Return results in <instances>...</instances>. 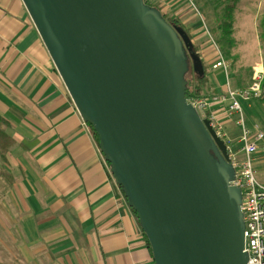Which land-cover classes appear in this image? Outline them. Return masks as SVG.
Masks as SVG:
<instances>
[{
    "label": "water",
    "instance_id": "water-1",
    "mask_svg": "<svg viewBox=\"0 0 264 264\" xmlns=\"http://www.w3.org/2000/svg\"><path fill=\"white\" fill-rule=\"evenodd\" d=\"M21 1L154 264H246L225 144L185 98L187 60L204 74L185 31L144 0Z\"/></svg>",
    "mask_w": 264,
    "mask_h": 264
},
{
    "label": "crops",
    "instance_id": "crops-1",
    "mask_svg": "<svg viewBox=\"0 0 264 264\" xmlns=\"http://www.w3.org/2000/svg\"><path fill=\"white\" fill-rule=\"evenodd\" d=\"M197 52L208 71L207 97L238 90L221 68H213L218 61L213 54ZM225 108L212 105L210 111L236 141L234 118ZM0 116L14 142L2 161L13 175L7 186L23 261L154 264L132 209L21 0H0ZM247 124L254 125L248 119ZM255 164L264 181L257 158Z\"/></svg>",
    "mask_w": 264,
    "mask_h": 264
},
{
    "label": "rangeland",
    "instance_id": "rangeland-1",
    "mask_svg": "<svg viewBox=\"0 0 264 264\" xmlns=\"http://www.w3.org/2000/svg\"><path fill=\"white\" fill-rule=\"evenodd\" d=\"M148 1L156 4L166 17L179 19L194 39L200 53L209 51V56L213 54L218 60L222 57L228 69L224 72L221 68V72L225 74V78H229L231 86L246 88L251 83L255 69L264 67V47L259 37L264 0ZM227 9L231 11V29L229 35H222L217 25L222 23ZM204 97L207 94L200 98ZM245 117L264 130V97L249 103L245 109ZM229 131L232 134L233 130ZM261 144L263 146L256 158L258 173L264 179V141ZM226 163L231 173L229 163ZM12 176L5 172L0 157V264H28L17 251V211L7 186Z\"/></svg>",
    "mask_w": 264,
    "mask_h": 264
},
{
    "label": "built area",
    "instance_id": "built-area-1",
    "mask_svg": "<svg viewBox=\"0 0 264 264\" xmlns=\"http://www.w3.org/2000/svg\"><path fill=\"white\" fill-rule=\"evenodd\" d=\"M227 71L222 57L213 66ZM264 97L263 68L255 69L251 83L246 88L227 90L226 93L204 98H190L187 103L209 126L226 147L228 163L234 170L230 185L241 194L240 211L244 223V253L246 264H264V181L257 177L256 154L264 141V130L258 125H248L244 105ZM225 104V113L234 118L238 135L233 141L216 114L210 111L212 105ZM208 113V114H206Z\"/></svg>",
    "mask_w": 264,
    "mask_h": 264
},
{
    "label": "trees",
    "instance_id": "trees-1",
    "mask_svg": "<svg viewBox=\"0 0 264 264\" xmlns=\"http://www.w3.org/2000/svg\"><path fill=\"white\" fill-rule=\"evenodd\" d=\"M144 2L146 5L150 6L154 10H156L170 26H176V27L182 28L185 31V33L187 34V36L189 37V39L193 45V52L195 54H197L198 57L200 58V56L197 52L198 47H196V45L192 42V37L186 31V29L184 28L181 21L177 18L172 19V18L166 17V15L163 14L158 9L156 4H152L148 0H144ZM223 17L224 18H223L222 23H219V25H217V28L219 31H221L222 35H229L230 29H231V24H230L231 11H229V9H227L225 11ZM259 29H260L259 37H260V40H261L263 47H264V14H263L262 18L260 19ZM190 63H191V61H190V59H188L187 60V68H186L185 73H184L185 98H186V100H188L190 98H195V97H199V98L203 97L204 94H207L209 92L207 72H206V68H205L202 60H201V63L203 66V71H204V74L202 77H200V76H198V74L194 73V71L192 70V67H190ZM263 84H264V67H263ZM7 127H8V122L2 116H0V157H1V159L5 158L6 154L10 150V148L14 145L13 140L8 136V134L6 132ZM91 131H92V129H91ZM92 134H93L96 142H98L97 137L93 131H92ZM133 213H134V211H133ZM134 216L136 217L135 213H134ZM136 220H137V218H136ZM141 233H142V236L144 237L147 245L149 246V243H148L144 233L142 231H141Z\"/></svg>",
    "mask_w": 264,
    "mask_h": 264
},
{
    "label": "flooded vegetation",
    "instance_id": "flooded-vegetation-1",
    "mask_svg": "<svg viewBox=\"0 0 264 264\" xmlns=\"http://www.w3.org/2000/svg\"><path fill=\"white\" fill-rule=\"evenodd\" d=\"M210 152L215 159H217L218 161L220 160L219 155H218V151L214 150L211 146H210Z\"/></svg>",
    "mask_w": 264,
    "mask_h": 264
}]
</instances>
